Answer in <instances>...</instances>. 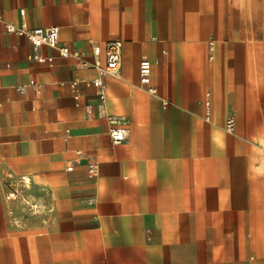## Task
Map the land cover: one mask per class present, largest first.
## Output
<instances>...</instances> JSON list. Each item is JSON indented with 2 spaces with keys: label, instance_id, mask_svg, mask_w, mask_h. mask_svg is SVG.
Wrapping results in <instances>:
<instances>
[{
  "label": "crops",
  "instance_id": "crops-1",
  "mask_svg": "<svg viewBox=\"0 0 264 264\" xmlns=\"http://www.w3.org/2000/svg\"><path fill=\"white\" fill-rule=\"evenodd\" d=\"M0 16L80 54L0 27V264H264V0H0ZM110 41L100 105L85 83Z\"/></svg>",
  "mask_w": 264,
  "mask_h": 264
},
{
  "label": "built area",
  "instance_id": "built-area-1",
  "mask_svg": "<svg viewBox=\"0 0 264 264\" xmlns=\"http://www.w3.org/2000/svg\"><path fill=\"white\" fill-rule=\"evenodd\" d=\"M0 27L3 29L5 35H13L16 37L24 38L28 41L31 47L35 50L41 47H47L52 50H56L62 59L74 58L79 60L80 54L76 49H70L66 46L59 44V33L57 28L41 29V28H30L26 23H20L19 25H13L2 19L0 16ZM121 43L119 41H110L106 43L104 47V64H101L98 60L94 63L93 68L96 71V77L85 84L94 89L95 96L100 105H103L106 100V86L104 83L105 77L118 78L119 68H120V53H121ZM209 57L208 60L213 59L214 43L211 41L207 46ZM101 51L98 47L93 49V56L98 58ZM28 61H35L39 64L53 65V60L51 58H43L37 55L27 56ZM151 64L148 60L142 59L139 62L138 67V77L139 85L141 89L147 93L154 95L155 89H153L151 84ZM77 84V81H73L69 84V87L73 90ZM30 86L35 87L34 81L30 82ZM24 87H18L20 93L24 92ZM208 97V95H206ZM211 119V105L209 101L204 103V120L210 121ZM107 122L109 125L108 136L113 145H119L124 143L129 136L128 130L126 128V122L120 117H107ZM236 122L233 116H229L225 122V131L228 134L235 132ZM260 148L264 151V143L261 144ZM97 175V166L94 162H89L87 165V178L92 179ZM31 210L35 211L36 206H31Z\"/></svg>",
  "mask_w": 264,
  "mask_h": 264
},
{
  "label": "rangeland",
  "instance_id": "rangeland-1",
  "mask_svg": "<svg viewBox=\"0 0 264 264\" xmlns=\"http://www.w3.org/2000/svg\"><path fill=\"white\" fill-rule=\"evenodd\" d=\"M28 207H30V206H28ZM32 212V211H31Z\"/></svg>",
  "mask_w": 264,
  "mask_h": 264
}]
</instances>
